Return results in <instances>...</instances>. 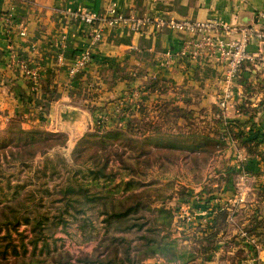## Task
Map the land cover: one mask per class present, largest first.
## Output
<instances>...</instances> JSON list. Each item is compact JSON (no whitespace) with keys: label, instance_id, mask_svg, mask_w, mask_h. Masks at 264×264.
I'll list each match as a JSON object with an SVG mask.
<instances>
[{"label":"crops","instance_id":"0c3cea01","mask_svg":"<svg viewBox=\"0 0 264 264\" xmlns=\"http://www.w3.org/2000/svg\"><path fill=\"white\" fill-rule=\"evenodd\" d=\"M112 5L133 18L160 16L189 23L215 19L230 27L254 26L257 14L264 10V0H0V108L11 114L10 104H17L20 94L26 92L25 79L12 69L15 60L10 59L14 55L24 60L25 65L54 71L58 86L55 99L44 101L48 105L47 121L83 126L81 122L87 114L80 107L63 104L78 102L60 86L65 87L70 81L72 56L87 49L89 29L65 14L74 11L104 14ZM7 17H11L13 24H9ZM22 31L24 36H20ZM223 38L235 36L225 34ZM191 39L192 33L167 27H148L142 32L106 29L95 51L99 49L107 59L88 73L91 90L99 89L102 99L107 100L122 97L129 89L146 88L148 94L159 95L163 109L187 111L190 118L210 120L212 126L220 114L223 120L242 124L244 132H257L259 140H264V65L261 64L264 44L254 40L249 43L248 51L255 55V60L242 65L232 84L233 96L222 109L220 79L224 66L210 57L199 60L185 54L183 50ZM60 49L63 63L57 61ZM152 97L150 101L155 100ZM232 146L241 149L235 141ZM262 151L264 142L258 146L255 159L241 164L240 174L232 162L235 170L222 184L228 194L236 183L243 199L256 198L255 191L264 183V175H256ZM232 198L235 201V196ZM261 210L264 212V202ZM260 262L264 264V254Z\"/></svg>","mask_w":264,"mask_h":264},{"label":"trees","instance_id":"16d2710c","mask_svg":"<svg viewBox=\"0 0 264 264\" xmlns=\"http://www.w3.org/2000/svg\"><path fill=\"white\" fill-rule=\"evenodd\" d=\"M106 59L99 53V49L93 52L91 69ZM32 96L30 94V97ZM239 108L245 111L243 106ZM179 111L177 110V119L180 120L178 136L175 135L176 140L166 149H162L164 145L160 143L155 144V148L151 150H144L143 144L149 138L146 137L140 142L137 138H132L137 133L131 128L123 130L115 122L105 123L100 128H94L93 132L85 134L79 142L87 137L99 139V142H91L89 147L74 149V160L81 159L80 166L87 167L84 170H73L71 176L67 173L65 182L58 185L56 191L44 190L45 203L48 206L45 210L40 209L44 205V197L38 196L40 194L31 189L24 191V188L13 187L11 191L9 181L5 187L0 186V234L3 235L0 236V264H142L150 258H160L175 264H196L198 258L199 264L206 262L210 248L201 247L202 256H196L193 250L191 252L181 248L177 241L171 238L168 232L172 221L171 211L161 205L152 206L158 201L163 203L167 198L157 193L151 199L148 193L152 191L149 190L152 184L140 183L139 178L144 177L150 166L158 165L159 168L166 169V166L172 165V161L178 157V152L183 151L186 154L182 159L191 158L194 166L190 167V170L201 181L199 162L215 159L216 164L212 172L215 175L213 179L218 182V188L215 191L204 190L199 193L205 197L202 199L207 205L214 195L230 194L222 187L233 173L231 158L226 156L230 143L235 141L240 148L255 153L264 140H259L257 132H244L242 124L223 120L220 114L212 126L209 124L210 120L190 118L187 111ZM8 131L18 136L16 143H21H14L10 147L7 152L9 159L11 162L18 161L22 166L30 165L29 162L37 153L40 156L46 154L48 148L40 145L54 137L39 130L25 131L16 124ZM151 131L153 139L164 143L160 127ZM37 136L38 138H35ZM179 138L183 139L179 142ZM107 139L119 143L111 149L105 143ZM181 141L184 145L180 144ZM189 142H197L203 147L194 150L192 144L186 145ZM36 146L41 148H35ZM92 147L95 150L90 153L89 149ZM196 152L194 156H188L189 153ZM3 155L4 158L7 157V154ZM124 155L132 162L123 159ZM114 161H118V164ZM260 166H264V151L261 152L258 162V167ZM43 170V176L48 174L51 177L56 173L55 165L51 161L45 162ZM1 180L2 178L0 182ZM169 184L168 182L165 187ZM9 192L11 194H8ZM209 214L211 218L201 229L202 239L208 242L211 238L217 239L223 235V223L227 213L220 210ZM20 224H24L26 228L18 233L17 227ZM259 226H264V214L253 216L247 229L258 236L264 235V228L259 230ZM69 229H74V235H80V244L93 243L90 252L72 253L64 249H45L46 240L53 237L55 232L72 238ZM12 233L19 237L17 244L13 243ZM28 235L27 241L34 249L26 256L23 239ZM38 243L43 246L41 251L35 254ZM8 252L13 258L11 261H7Z\"/></svg>","mask_w":264,"mask_h":264},{"label":"rangeland","instance_id":"374dc122","mask_svg":"<svg viewBox=\"0 0 264 264\" xmlns=\"http://www.w3.org/2000/svg\"><path fill=\"white\" fill-rule=\"evenodd\" d=\"M87 41V49L83 51L88 50L92 55L98 48L97 45L99 43L92 45L89 39ZM79 56L80 53L72 56L73 65L68 71L71 76L70 81L65 87H63V84H61L60 87L64 89L65 93H70L72 98L75 97L78 102L72 103L67 101L63 104L80 107V109L87 114V118L81 122L83 126H80V124L67 126L59 123L57 120H53L52 122L47 121L45 109L48 107L47 103L55 99L58 86L56 83L58 79H55L54 71L43 70L38 65L30 66L27 63L25 65L23 63L25 62L24 60L19 57L16 58L14 55L10 59L11 62H13V59L15 60L12 69L20 73L21 78L25 79L26 92L20 94L17 104H10L13 110L11 114L6 113L7 110L4 111L0 108V178H2L0 186L5 187L6 182L9 181L11 191H13V187H18V189L24 188V191L31 189L34 193L40 194L38 196H43L45 198H42V203L44 205L40 208L44 210L48 208L45 203L46 196L44 190H48L49 192L56 191L58 189L57 186L65 182L67 173H70L69 175L71 176L73 170H77L78 168L84 170L87 167L80 166L82 163L81 159L77 161L74 160L75 155L73 152L78 148L87 147L91 142H99V139L91 137H87L79 142L85 134L93 132L94 128H100L105 123L112 124L113 122L123 130L129 127L133 132L137 133L136 136L132 138H137L140 142L146 137L149 138L147 139V144H143L144 150H151L160 143L164 145L162 149L171 147L170 145L172 142L176 140L174 138L175 135L179 133L178 124L180 120L177 119L179 116L177 110L174 109L173 111L169 110V108H161L159 95L155 96L152 93L148 94L146 88L139 90L129 89L122 97H113L103 100V96L99 93V89H97V92L96 89L91 90L90 83H88V73L92 72L91 60L83 69L79 68L73 70ZM59 57H61V59H59ZM63 57L62 49H60L57 61L63 63ZM22 63L24 64L23 66ZM30 94L33 96L30 97ZM152 96L155 97V100L150 101ZM59 98L60 97H58V99ZM38 100L40 102H38ZM44 101L48 102L46 103ZM154 106L160 108H155ZM60 109L63 108L60 107ZM153 111L155 114L152 113ZM151 113L153 116H151ZM132 118H135V120ZM13 124L20 126V128L25 131L39 130L53 135L54 137H50L52 139L51 141L40 145L41 147L48 148L46 154L40 156V154L37 153L36 156L32 158L33 160L29 162L30 165L28 166H22L18 161L11 162L7 152L18 140V136L12 135L8 131ZM155 127H160L164 143L151 137V129ZM35 138H38V136ZM181 139L183 138L178 139L179 142ZM18 143L21 144L20 142ZM105 143L108 145V148L113 149L119 142L107 139ZM180 144L184 145L182 141ZM188 144H192L194 150L203 147V145L197 142H189L186 145ZM232 145L233 142L230 143L226 156H230L231 158L230 165L233 172L237 169L240 174L241 170H243V166L241 163L237 162V156L242 155V158L244 157L243 163L246 160L255 159L254 155L258 154V152L249 153L243 148L237 149ZM41 147L36 146L35 148ZM89 150L90 153H92L95 148L92 147ZM181 152H178V157L172 161V165H167L166 169L159 168L158 165H154L153 167L150 166L145 171L144 177L139 178L140 183L152 184L149 189L152 191L148 193L151 199H153L157 193L167 198L163 203L158 201L152 206L161 205L171 211L172 221L168 228L171 238L175 239L181 248L191 252L193 250V254L196 256H202L201 247L210 248L208 251L209 259L201 264H210L211 262H215V264H262L260 258L261 255L264 254V235L258 236L253 234L248 231L247 228L253 216L264 214L261 210L262 202H264V183L255 191L256 198L253 201H251L249 197L243 199L241 202H235L234 198L230 199V197H234L241 191L238 187L236 188L237 184L235 183L233 189L229 191L230 194L228 196L214 195L213 199L209 200L206 205V202L202 199L205 197L200 196L199 193L204 190L215 191L218 188V182H213L215 175L212 169L214 168L213 164L215 159L212 160L211 158L207 162H199L202 171L200 181L194 172L190 170V167L194 166V162L190 157L185 160L182 159L186 152ZM3 154H7V157L4 158ZM194 154H197V152L189 153L188 156L192 157ZM123 159L132 162L126 155L123 156ZM112 160L115 159L112 158ZM46 161H51V163L55 165L56 173L51 177L48 174L46 176L41 174V171H45L43 169ZM61 162H63V164H61ZM114 162L118 164V161ZM232 162H234V164L236 163L234 166L235 169L232 166ZM256 172V175H264V166L258 167ZM168 182L171 185L169 184V186L165 187ZM10 192L8 194H11ZM192 200L197 203H191ZM186 205L189 208L188 211L192 215L194 214V219L190 224L182 222V214L185 211ZM198 206H201V208H198ZM220 210L227 213L223 223V235L217 239L211 238L209 242L203 240L201 229L211 218L209 212H218ZM25 228L26 226L24 224H20L17 227V232L20 233L25 230ZM263 228L264 226H259V230H263ZM73 231L74 229H69V232L73 236L72 238L60 232H55L53 237L46 240L45 249L49 251L64 249L72 253H77L79 251L90 252L93 243L80 244V235H74L75 232ZM0 236H3L2 233ZM11 238L13 243H18L19 237L17 234L12 233ZM28 238L29 235L27 238L23 239L26 256H29L34 249V247L28 243ZM1 243L0 240V244ZM42 246V243L36 245L35 254L41 251ZM45 249H43V253ZM7 259V261L13 259L9 256V252ZM199 262L200 259L198 258L195 263L199 264ZM142 264L175 263H167L160 258H150L145 260Z\"/></svg>","mask_w":264,"mask_h":264},{"label":"built area","instance_id":"2783aa9c","mask_svg":"<svg viewBox=\"0 0 264 264\" xmlns=\"http://www.w3.org/2000/svg\"><path fill=\"white\" fill-rule=\"evenodd\" d=\"M65 17L77 20L87 26L89 29L88 38L92 45L101 41L106 29L125 28L134 32H142L148 27L155 29L167 27L192 33L193 39L188 41L186 49L183 50L184 53L199 60L210 57L224 66L220 79L223 93L219 107L222 109L227 107L233 96L232 84L242 65L247 61L255 60V55L248 51L249 43L254 40L264 44V10L257 14V22L251 27H230L215 19L202 23H189L164 19L160 16L133 18L121 13L113 5L107 8L104 14L74 11L66 13ZM7 21L9 24H13L11 17H7ZM225 34L233 35L235 38L225 40L223 38ZM24 35L23 31L20 32V36ZM90 56L91 53L88 50L81 52L73 70L86 67L91 60ZM261 64L264 65V58L261 59ZM236 159L241 164L244 161L242 155H238ZM242 200L240 191L235 195V202ZM188 209L186 205L182 214V222L190 224L194 219V214L192 215Z\"/></svg>","mask_w":264,"mask_h":264}]
</instances>
